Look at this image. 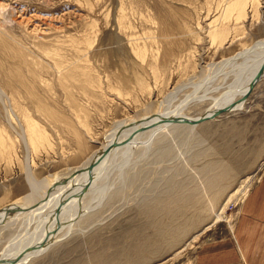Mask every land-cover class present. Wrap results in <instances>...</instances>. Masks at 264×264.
I'll use <instances>...</instances> for the list:
<instances>
[{"label":"rangeland","instance_id":"1","mask_svg":"<svg viewBox=\"0 0 264 264\" xmlns=\"http://www.w3.org/2000/svg\"><path fill=\"white\" fill-rule=\"evenodd\" d=\"M260 38L264 0H0V252L46 225L23 201L32 179L50 193L118 121L120 136L186 98L202 114L241 77L220 60ZM242 97L118 145L82 199L88 217L24 264H189L264 171V76Z\"/></svg>","mask_w":264,"mask_h":264},{"label":"bare ground","instance_id":"2","mask_svg":"<svg viewBox=\"0 0 264 264\" xmlns=\"http://www.w3.org/2000/svg\"><path fill=\"white\" fill-rule=\"evenodd\" d=\"M263 61H264V38H260V39L254 40L250 45H248L247 47L246 46L243 47L242 49L238 50L237 52H235L231 56H228V57L220 60V65H222V67L226 68V67L237 66L238 71H241L240 73H242V74H241V77L239 78L238 82H236V84L233 85V83L232 84L230 83L232 86H230L228 88V90L221 97L213 98V101H212L213 103L211 102L212 105H210V107L205 108L202 114H199L197 116L196 115L195 116L189 115L186 112V108H187V103L185 102L187 99L186 98V99L181 100L178 104L174 105L173 107L167 105V106L160 108V106H158L155 110H152V112L149 114L150 115L149 119H146V120L144 119V118L148 117L149 115L142 117L141 121L144 120L143 122H140L138 120V118H136V119L140 123L137 120L132 119L133 121H137L139 124H137V125L133 124L134 126L127 128L125 130L123 128H125L126 125H124V127L121 128L123 130H122V132L120 131L121 132L120 136H116L117 135L116 131L118 128H120V125L123 126L122 124H124V123L126 124V122H125L126 119L118 121V122H116L117 123L116 125L115 124L112 125L113 129L111 131L109 130L108 134L105 135L104 140L101 142L100 147L98 149H96L95 151H93L78 166L73 167L69 171H67V173H65L66 175L62 174V177L60 178V181H59V183H61V185H59V183H58L55 187H53V190L50 193L41 192V188L44 189V186L46 184H44L42 182L34 181L32 179L31 187H30V193H28L23 198V201L25 202V205H28V206H31V205L33 206L34 204L38 203V206L36 207V211L28 213V216L30 217V219L33 217H36V216H39V217L41 216L43 219V220L41 219V223L42 224L45 223L46 225L44 228L42 227L40 230H38L36 232L37 234L35 235V237H34V233H33V236H32L33 239H32V237H30V239L24 241V243L18 244L16 246H14V244H15L14 243L13 247L8 244V246H11L12 249H11V247H10V249L7 247V249H9L10 252L9 251H8V253L5 252L7 249L4 252L3 251L0 252V264H24L28 259L32 258L34 255L40 253L41 251H44L50 245V243L53 241V239L55 241L56 239L58 240L59 237L61 238V236L68 234L66 232L69 228L72 229V227H70L71 223H72L71 221L74 220L75 217H77V214L81 213V216H78L79 219H80V217H83V216L88 217L87 214H83V212H84L83 210H84L86 205L82 204V202L85 201V199L83 201H82V199L85 196H88L91 191H93V187L96 183V180H98L97 178H98L99 173L101 172L102 168L104 167V164H106L110 155L118 149L116 147L120 144L122 145V144L128 142L127 140L125 142L124 141L122 142V140L125 139V136L127 137V135L132 134L135 129H140L139 135H138V136H140L142 133H148L149 131H153V129H157L159 127H164V126L185 125L187 127H194L196 125H190L188 123L177 122V121L172 122L170 120H174V119H176L178 121H182V119L194 120V119H197L203 115H205L207 117V116L211 115L216 109L223 107V106H228V105H231V109H230V111H231L232 109H234L233 108L234 99L237 97L243 96L242 100L243 101L247 100L249 94L251 93V91L253 90L255 85L264 76V70H263V73H262V75H260L259 80L252 87L253 80L255 79L254 77H256L257 71L261 68ZM215 64H216V68H218L217 63H215ZM231 69H233V68H231ZM234 69L236 70V67H234ZM227 71H229V70H227ZM240 73H238V75H240ZM206 77H210V76H206ZM234 81H236V80H234ZM174 90H175V88H174ZM244 94L246 95V99H244V96H245ZM187 95H189V94H187ZM1 96H2V94H0V97ZM199 97H201V96H199ZM211 97H213V96H211ZM6 118H8V117H6ZM10 118H11V115H10ZM204 122H206V121H204ZM204 122H201V123H204ZM127 123H129V122H127ZM133 123H135V122H133ZM155 124L159 125V127L152 128L149 131H143L147 126H151V125H155ZM145 125H147V126H145ZM33 129L34 128L32 127L30 130H33ZM22 134H23V131L21 133H17V136L22 137ZM137 134L138 133H136L135 136ZM0 136L3 137L1 132H0ZM1 137H0V139H1ZM133 137H134V135L132 136V139H133ZM135 138L136 137H134L133 142L136 141ZM30 141H32V140L30 139ZM25 142H26V140H25ZM26 143L28 145L30 143L32 146H34V144H32V143H34L33 141L28 142V140H27ZM132 143L124 144V145H122V147H125V146L129 147ZM59 177L60 176H58V178ZM67 198H68V200H67ZM37 199H39V200L36 202ZM77 199H79V201ZM78 204H80V207ZM16 207L24 208L23 205H19L18 203H17V205H14L13 208L11 206L6 207V208L8 210H12ZM78 208H80V209H78ZM5 209H4V211H5ZM70 209H71V212H73L71 215H70L71 212L69 213ZM67 213H69L70 216H65ZM73 214H75V215L72 217ZM5 216H7V215H5ZM30 219H26V220H30ZM34 220H36V219H34ZM57 221L59 223L62 222V224L64 222H67V223H66V225L64 224L65 226L64 225H61V226L58 225V226H60V228H58V230H56L57 229L56 228V222ZM58 222H57V224H58ZM28 223H29V221H28ZM32 231H33V229H32ZM21 235H20V237H21ZM17 237H19V236H17ZM25 237H26V235H25ZM21 238L18 240L20 241ZM12 243H10V244H12Z\"/></svg>","mask_w":264,"mask_h":264},{"label":"crops","instance_id":"3","mask_svg":"<svg viewBox=\"0 0 264 264\" xmlns=\"http://www.w3.org/2000/svg\"><path fill=\"white\" fill-rule=\"evenodd\" d=\"M220 230L197 247L189 264H264V171Z\"/></svg>","mask_w":264,"mask_h":264},{"label":"water","instance_id":"4","mask_svg":"<svg viewBox=\"0 0 264 264\" xmlns=\"http://www.w3.org/2000/svg\"><path fill=\"white\" fill-rule=\"evenodd\" d=\"M263 70H264V61L262 63L261 68L257 71L256 77H254L255 79L253 80L252 87L259 80L260 75H262V73H263ZM244 99H246V95L244 96ZM230 109H231V105H228V106H223V107H220V108L216 109L211 115H209L207 117L205 115H203V116H201V117H199L197 119H194V120H191V119H182V121H178V120L174 119V120H170V121H172V122H176L177 121V122L188 123L190 125H197V124H199L201 122H204V121H207V120H211V119L215 118L216 116H218V115H220V114H222L224 112L230 111ZM139 131H140V129H135L133 131V133L132 134H129V136L126 139L122 140V142L123 141L125 142L126 140L128 141L130 138H132L133 135H135ZM117 136H118V134H117ZM16 208H14V209H16Z\"/></svg>","mask_w":264,"mask_h":264}]
</instances>
